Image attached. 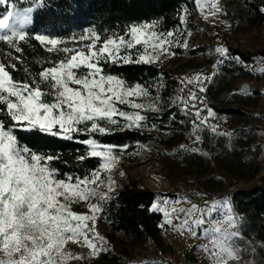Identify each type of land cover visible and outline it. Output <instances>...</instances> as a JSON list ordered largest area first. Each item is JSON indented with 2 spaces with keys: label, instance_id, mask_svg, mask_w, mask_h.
<instances>
[{
  "label": "snow or ice",
  "instance_id": "1",
  "mask_svg": "<svg viewBox=\"0 0 264 264\" xmlns=\"http://www.w3.org/2000/svg\"><path fill=\"white\" fill-rule=\"evenodd\" d=\"M32 2L34 7L21 9L12 0H0V6H6L0 18V43L6 46V50H0V264H69L111 251L106 239L96 231V222L103 217L104 204L119 187L112 173L129 146L102 144L94 137L143 130L149 119L146 112L160 111L158 94L147 105L138 102L151 96V85L129 83L105 71V65H152L161 58L175 56L179 47L187 49V39L181 38L191 35L185 15L189 9L180 10L184 14L178 15L171 29L163 28L156 19L130 24L120 33L102 35L89 27L65 39L26 30L33 24L34 8L46 5V0ZM194 4L202 13L207 9L205 19L223 12L216 0H194ZM255 10L264 15V0ZM32 40L46 53L54 54V58L33 61L40 66L38 72L32 71L22 46ZM215 53L219 59L210 74H196L180 81L181 91L187 90L188 95L186 99L178 97L177 102L184 105L185 116L194 117L192 146L181 144L182 151L201 153L198 145L203 142L201 132L205 129L214 135L233 134L210 122L216 113L199 94L207 91L206 83L218 75L216 69L226 61H243L223 45L217 46ZM18 64L22 67L18 68ZM249 67L264 73V60L260 66ZM21 70L23 78L13 75ZM244 93H248L247 86L236 94ZM21 132L76 140L86 146L76 159L96 158L98 164L83 176L64 173L61 178L60 170L54 166L61 157L21 143ZM82 134L86 138L77 140ZM79 204L87 211H74L73 206ZM151 211L163 213L158 227L165 232L171 230L200 241L196 251L207 264H257V248L264 249V242L254 243L246 237L245 218L234 211L228 197L211 202L205 199L203 206L187 196L164 198L152 203ZM69 242L86 247L88 257L68 251ZM246 255L249 259H245Z\"/></svg>",
  "mask_w": 264,
  "mask_h": 264
},
{
  "label": "trees",
  "instance_id": "2",
  "mask_svg": "<svg viewBox=\"0 0 264 264\" xmlns=\"http://www.w3.org/2000/svg\"><path fill=\"white\" fill-rule=\"evenodd\" d=\"M193 2L194 0H46L44 7L35 9L32 15L33 24L28 30L67 39L72 35H80L83 29L89 27L97 29L102 35L110 32L120 33L130 24L150 22L156 19H159L163 28L171 29L176 25L178 15L182 13L181 9L193 10ZM260 2L261 0H247V3L246 0H227L237 20V29L253 28L264 24V15L255 10ZM20 5L29 7L33 5V2L32 0H21ZM22 46L28 57H31V59L28 57L25 59L31 65L33 72L40 70V66L34 64L33 61L45 57L54 58V54L43 51L38 42L34 40ZM0 50H6L3 43H0ZM229 50L233 56L241 57L245 63L254 60L255 56H264V50L254 51V53L238 48H229ZM21 67L18 64V68ZM238 70L227 68L230 73ZM105 71L118 74L129 83L140 82L143 85H151L150 97L159 94L160 111L146 112L149 119L143 130L114 131L109 135L96 134L94 138L102 144L128 145L127 154L122 158L129 161H136L147 155V151L142 149L141 145L147 148L164 146L172 149L175 147L182 137V124L187 120V116L182 111L184 105L177 102L178 97L186 99L188 95L187 90L181 91L183 85L180 81L185 75L184 71L174 74L159 68L156 64L105 65ZM13 75L23 78L25 74L21 70L14 72ZM158 84H160L159 88H157ZM207 91L212 93L211 87H207ZM202 97L207 106L218 114L235 117L242 115L238 108H221L207 100L206 95L203 94ZM142 114L145 113L142 112ZM19 136L21 143L27 144L38 152L59 155L61 160L55 161L54 166L60 170L61 178L64 173L83 176L98 164L96 158L85 161L76 159L86 148L76 140L68 141L30 132H21ZM85 138L86 136L82 134L77 137V140ZM137 152L139 154H135ZM256 168L251 176L258 172ZM160 195L164 194L139 188L134 182H127L118 187L113 198L104 204L103 217L97 220V228L108 242V246H111V251L101 253L93 261L75 264H129L122 258L125 248L118 250L119 245L124 244V239L138 241L142 245L151 241L157 248L165 249L167 246L163 247L158 227L161 214L152 212L150 208ZM231 202L238 214L245 218L246 237H264V184L236 190L231 196ZM74 211L80 212L81 210L75 207Z\"/></svg>",
  "mask_w": 264,
  "mask_h": 264
},
{
  "label": "rangeland",
  "instance_id": "3",
  "mask_svg": "<svg viewBox=\"0 0 264 264\" xmlns=\"http://www.w3.org/2000/svg\"><path fill=\"white\" fill-rule=\"evenodd\" d=\"M12 2L17 3L21 9L34 7V5L21 7V0H12ZM216 2L223 12L215 18L209 17L208 19L204 18L207 9L202 13L193 2V10H189V13L185 14L187 29L191 31V35L186 34L181 38L187 39L188 48L179 47L175 49L177 52L175 56L161 58L154 64L174 74L184 71L183 78H185L196 74H210L214 70L213 64L219 59L218 54L215 53L217 46L223 45L228 49L238 48L252 53L258 48L264 50L262 48L264 47V24L253 28L237 29V20L234 18L227 0H216ZM5 7L0 6V18L4 14ZM40 33L45 34L44 32ZM259 59L258 56H255L256 61L249 64L226 61L224 65L216 69L218 75L206 83V87H211L212 93L209 91L200 93L202 96L206 95L207 100L221 108L230 107L240 110L242 115L235 117L218 114L212 109L216 113V117L210 119V122L218 123L220 130L233 133L231 136L214 135L210 130L205 129L201 132L203 142L198 147L201 149V153L207 152L208 155L182 151L181 144L192 146L191 122L194 117L189 115L182 124V137L172 149L164 146L148 147L150 150L147 151V155L136 161H129L121 157L112 173L117 185L120 187L127 182H134L139 188L164 194L160 195L156 201L164 198L174 200L177 197L187 196L193 203L203 206L205 199L209 202L223 197L230 199L238 189L264 184V148L258 144L257 134V120L263 122L264 119L262 92L258 88L255 91L251 90L249 85L248 93L250 94H236L240 91L242 82L249 84L260 80L259 83L264 81L262 80L264 76L261 73L255 72L249 67L260 66ZM227 68L239 70L230 73ZM189 86L195 89L193 85ZM156 96L140 98L138 102L147 105L154 101ZM202 115H206V113H202ZM262 137L264 145L263 133ZM235 138H240L244 144L240 145ZM233 145L239 148L238 150L243 148V153L240 156L230 154ZM259 166L260 172L250 177L252 171ZM239 168L244 177L249 176L250 178L243 180L239 176H230L225 173V170L236 172ZM75 207H78L81 213L87 211L83 204L74 205L73 210ZM160 214L161 221L158 225L163 220V213L160 212ZM96 231L103 237L97 228V222ZM159 232L163 240V247L167 246L165 249L157 248L151 241L142 245L138 241L124 239V244L118 247V250L125 248V253L122 252L123 260L129 264H142V262H146V264H207L202 254L196 251V245L200 241L187 236L181 237L171 230L165 232L159 228ZM249 239H252L254 243L264 242L263 236ZM109 247L111 249V246ZM66 249L77 255L88 257L89 250L79 244L69 242ZM257 254V264H264V249L257 248ZM98 257L70 261L69 264L90 262ZM245 259H249V257L246 255Z\"/></svg>",
  "mask_w": 264,
  "mask_h": 264
},
{
  "label": "crops",
  "instance_id": "4",
  "mask_svg": "<svg viewBox=\"0 0 264 264\" xmlns=\"http://www.w3.org/2000/svg\"><path fill=\"white\" fill-rule=\"evenodd\" d=\"M262 48H264V47H262ZM256 51L257 50H260L259 48L258 49H255ZM260 59V61L259 62H261L262 60H264V56H258ZM255 60V59H254ZM254 60H252V61H254ZM256 60H258V58H256ZM255 60V61H256ZM252 61L251 62H249V63H252ZM254 61V62H255ZM254 62H253V64H254ZM248 63V64H249ZM255 72H257V71H255ZM261 75L262 76H264V73H261ZM262 80H264V79H262ZM259 82H261V80L260 81H255V83H249V85H250V88H251V90H257V88L259 89V91H261L262 93H264V81L262 82V83H259ZM261 93V94H262ZM262 99H263V101H264V94H262ZM264 109V108H263ZM261 130H262V133L264 134V119H263V122H261V121H259V120H257V134H258V144L259 145H261L263 148H264V145H263V137H262V133H261ZM236 139V138H235ZM235 141V140H234ZM236 141H238L237 143H240V145L241 144H244L243 143V141L242 140H240V138H237L236 139ZM239 148H236L235 147V145H233V147H232V149H231V151H230V154H235V155H241L243 152H242V147H241V149L240 150H238ZM263 156H264V154H263ZM256 169H258V172L257 173H255V174H253L252 176H254V175H256V174H258L259 172H260V166L259 167H257ZM238 171V172H237ZM236 172H233V171H230V170H225V173L226 174H228V175H230V176H239L241 179H243V180H245V179H249L250 177H251V175H250V177L249 176H243V174H242V172H241V169L239 168V170H237ZM240 172V173H239ZM252 174V173H251ZM230 200H231V198H230ZM151 208V207H150ZM158 213H160V212H158Z\"/></svg>",
  "mask_w": 264,
  "mask_h": 264
},
{
  "label": "water",
  "instance_id": "5",
  "mask_svg": "<svg viewBox=\"0 0 264 264\" xmlns=\"http://www.w3.org/2000/svg\"><path fill=\"white\" fill-rule=\"evenodd\" d=\"M244 86H247V89H248V91H249V84H248V83H245V82H242V83L240 84V89H241L242 87H244Z\"/></svg>",
  "mask_w": 264,
  "mask_h": 264
},
{
  "label": "built area",
  "instance_id": "6",
  "mask_svg": "<svg viewBox=\"0 0 264 264\" xmlns=\"http://www.w3.org/2000/svg\"><path fill=\"white\" fill-rule=\"evenodd\" d=\"M234 208V207H233ZM234 211L236 212V209L234 208Z\"/></svg>",
  "mask_w": 264,
  "mask_h": 264
}]
</instances>
